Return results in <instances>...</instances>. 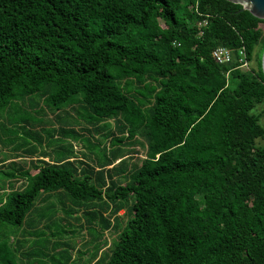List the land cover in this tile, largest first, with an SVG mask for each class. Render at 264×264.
<instances>
[{"label": "trees", "instance_id": "16d2710c", "mask_svg": "<svg viewBox=\"0 0 264 264\" xmlns=\"http://www.w3.org/2000/svg\"><path fill=\"white\" fill-rule=\"evenodd\" d=\"M218 46L250 61L258 47L256 66L215 62ZM263 49L264 19L228 0H0V112L77 99L82 131L114 124L110 147L30 158L0 198V228L34 226L55 197L85 226L88 264H264ZM137 135L145 156L128 164Z\"/></svg>", "mask_w": 264, "mask_h": 264}, {"label": "rangeland", "instance_id": "374dc122", "mask_svg": "<svg viewBox=\"0 0 264 264\" xmlns=\"http://www.w3.org/2000/svg\"><path fill=\"white\" fill-rule=\"evenodd\" d=\"M257 53L258 47H255L250 67L256 66ZM86 117L87 113L77 99H74L73 103L49 104L36 95L15 98L1 110L0 163L4 165L0 166V171L13 172L17 177H6L5 173L0 172V198H4L9 190L19 189L22 186L24 178L18 174L21 169H29L30 158H37L40 155H47L45 160L57 159L61 155L79 157L82 152L87 153L89 145L97 142L110 147L109 139L105 134L114 131L113 120L108 119L99 123L100 129L88 134L80 128L85 125ZM23 119L29 122L28 129L37 133L25 131L20 123ZM261 121H264V117ZM59 126H63L66 131L58 132ZM69 128L89 138L78 139L71 130H68ZM135 141L136 143L129 147L131 151L126 158L128 164L136 163L145 156L146 147L141 137L137 135ZM257 143L264 145V139H257ZM50 201L52 203L50 206L46 202L37 211L39 213L48 208L47 218L38 220L34 226L32 223L20 228L5 224L1 226L0 264H88L87 258L92 253V247L83 245V240L86 238L85 226H79L82 222L76 220L74 214L67 216L55 197ZM37 212L33 214L34 217H37ZM119 214L124 223L126 217L123 215V210L119 211ZM114 235L112 229L105 232L107 245ZM18 238L25 250L33 249L32 257H21V251L12 249V243L14 244ZM107 245L102 248V253L107 252ZM90 264L96 263L93 260ZM99 264H103V261L101 260Z\"/></svg>", "mask_w": 264, "mask_h": 264}, {"label": "built area", "instance_id": "2783aa9c", "mask_svg": "<svg viewBox=\"0 0 264 264\" xmlns=\"http://www.w3.org/2000/svg\"><path fill=\"white\" fill-rule=\"evenodd\" d=\"M204 24H206V21L200 20L198 22V27L203 26ZM211 56L214 59L215 62L219 63V64H229L230 62L233 61V59H235L237 61V66L241 69H250V60L247 59L245 50L243 48H240L239 50H237V52L235 53V55L232 53V51L225 47V46H218L215 47L212 52H211ZM228 73H226L227 75Z\"/></svg>", "mask_w": 264, "mask_h": 264}, {"label": "water", "instance_id": "95a60500", "mask_svg": "<svg viewBox=\"0 0 264 264\" xmlns=\"http://www.w3.org/2000/svg\"><path fill=\"white\" fill-rule=\"evenodd\" d=\"M242 5V9L248 10L253 16L264 19V0H228ZM261 67L264 73V49L261 54Z\"/></svg>", "mask_w": 264, "mask_h": 264}]
</instances>
